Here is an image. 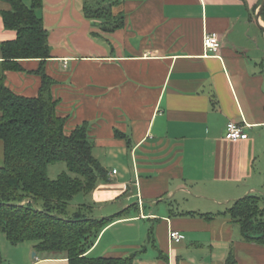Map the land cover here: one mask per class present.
Listing matches in <instances>:
<instances>
[{
  "label": "crops",
  "instance_id": "0c3cea01",
  "mask_svg": "<svg viewBox=\"0 0 264 264\" xmlns=\"http://www.w3.org/2000/svg\"><path fill=\"white\" fill-rule=\"evenodd\" d=\"M92 1L44 0L37 15L51 58L6 72L14 93L36 98L44 67L56 82L66 133L88 123L108 180L75 209L85 204L101 219L135 207L89 254H136L134 264H226L233 251L237 264H264V246L245 242L223 214L264 191L262 0H107L125 16L112 33L85 17ZM10 9L0 1V61L1 44L17 37L2 18ZM206 33L219 35L217 55L206 53ZM230 122L245 126L248 138L227 140Z\"/></svg>",
  "mask_w": 264,
  "mask_h": 264
},
{
  "label": "trees",
  "instance_id": "16d2710c",
  "mask_svg": "<svg viewBox=\"0 0 264 264\" xmlns=\"http://www.w3.org/2000/svg\"><path fill=\"white\" fill-rule=\"evenodd\" d=\"M0 1L11 6L2 13L5 28L17 33L16 39L1 44L0 141L4 145V164L0 167V233L12 245L36 242L37 254L63 256L68 264H134L136 254L123 258L89 254L114 219L134 206L101 219L93 217L85 204L70 211L77 195H88L108 180V171L94 155L88 123L66 133L67 119L59 116V102L52 94L56 82L44 67L38 71L42 87L36 98L17 95L6 85V72L24 70L21 61L40 60L44 66L51 58L49 31L37 15L44 0H32L31 7L23 0ZM116 4L107 0L86 2L85 17L101 21L105 33L115 32L125 24L123 13L114 14ZM261 18L264 21V10ZM117 136L130 142L124 134L117 132ZM59 162L67 165L68 172L53 180L48 169ZM263 200L259 195H248L223 213L239 227L245 242L262 246ZM226 264H237L233 251Z\"/></svg>",
  "mask_w": 264,
  "mask_h": 264
},
{
  "label": "rangeland",
  "instance_id": "374dc122",
  "mask_svg": "<svg viewBox=\"0 0 264 264\" xmlns=\"http://www.w3.org/2000/svg\"><path fill=\"white\" fill-rule=\"evenodd\" d=\"M4 164V145L0 141V167ZM67 171V165L64 162H59L54 165H50L48 174L51 179H56L61 173ZM259 196L264 198V191L258 193ZM84 194L77 195L71 203L70 211L75 210V206L79 203H83ZM262 208L264 209V200L262 202ZM239 228V227H238ZM36 242H26L19 245H12L7 237L0 233V264H68L67 260H59L63 256L50 255L48 253H36ZM34 255H37L36 257ZM92 257H97V253L94 252Z\"/></svg>",
  "mask_w": 264,
  "mask_h": 264
},
{
  "label": "built area",
  "instance_id": "2783aa9c",
  "mask_svg": "<svg viewBox=\"0 0 264 264\" xmlns=\"http://www.w3.org/2000/svg\"><path fill=\"white\" fill-rule=\"evenodd\" d=\"M222 47V42L218 34L216 33H206L204 36V48L207 54L217 55ZM248 135L245 133V126L237 124L235 122H230L227 125L226 139L230 141L245 140ZM114 174L117 172L114 171ZM171 240L179 242L181 240V235L179 232L171 233Z\"/></svg>",
  "mask_w": 264,
  "mask_h": 264
},
{
  "label": "water",
  "instance_id": "95a60500",
  "mask_svg": "<svg viewBox=\"0 0 264 264\" xmlns=\"http://www.w3.org/2000/svg\"><path fill=\"white\" fill-rule=\"evenodd\" d=\"M263 10H264V0H262L261 6H260V10H259V12L257 14L258 19L261 17V14H262ZM263 30H264V28H263ZM34 256H36V255H34Z\"/></svg>",
  "mask_w": 264,
  "mask_h": 264
}]
</instances>
